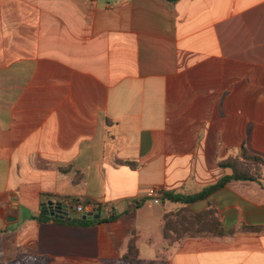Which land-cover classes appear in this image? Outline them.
<instances>
[{
	"label": "crops",
	"instance_id": "crops-1",
	"mask_svg": "<svg viewBox=\"0 0 264 264\" xmlns=\"http://www.w3.org/2000/svg\"><path fill=\"white\" fill-rule=\"evenodd\" d=\"M242 147L264 159V0H0V264H112L131 238L146 261L264 264V178L147 197L201 192ZM208 210L224 235L194 234Z\"/></svg>",
	"mask_w": 264,
	"mask_h": 264
},
{
	"label": "trees",
	"instance_id": "trees-1",
	"mask_svg": "<svg viewBox=\"0 0 264 264\" xmlns=\"http://www.w3.org/2000/svg\"><path fill=\"white\" fill-rule=\"evenodd\" d=\"M220 166L224 169L230 170V174L221 178L215 184L203 189L201 192L190 195L181 196L171 193H164L162 201H170L173 203L191 204L198 200H203L213 194L215 191L223 188L233 181H258L262 177L261 167L264 166V159L250 154L245 147H242L240 154L237 157H230L220 163ZM186 210L175 214H167L164 217V233L163 237L170 239L169 241L177 240V236H180L181 232L176 228L177 223L184 222ZM203 216H207V220L202 222ZM194 220L203 223L202 226L196 228L194 234L205 231L212 235H224L225 231L221 228L219 221L215 218L214 212L208 210L202 214L195 215ZM115 217H108L107 221L114 220ZM53 221L60 224H67L71 226L88 227L99 222L97 220H80V219H70L68 221L61 219H53ZM199 223V224H201ZM187 228H183V232ZM180 233V234H179ZM12 264H49L48 260L44 257H33V256H20ZM112 264H168L165 260H152L146 261L139 258V252L136 246V240L131 238L127 250L124 255L112 262Z\"/></svg>",
	"mask_w": 264,
	"mask_h": 264
},
{
	"label": "water",
	"instance_id": "water-1",
	"mask_svg": "<svg viewBox=\"0 0 264 264\" xmlns=\"http://www.w3.org/2000/svg\"><path fill=\"white\" fill-rule=\"evenodd\" d=\"M42 210L44 213L47 211H51L49 214L54 217L55 219L61 220H70V219H80V220H91V219H98V215H93L92 213L78 215L74 212V210L60 202H52L49 201L42 205Z\"/></svg>",
	"mask_w": 264,
	"mask_h": 264
},
{
	"label": "built area",
	"instance_id": "built-area-1",
	"mask_svg": "<svg viewBox=\"0 0 264 264\" xmlns=\"http://www.w3.org/2000/svg\"><path fill=\"white\" fill-rule=\"evenodd\" d=\"M163 190L160 187H151L148 192H147V197L152 200L154 203H160L162 197H163ZM74 212L78 215H84L88 213L93 212V207L82 204V203H77L74 208ZM93 214V213H92Z\"/></svg>",
	"mask_w": 264,
	"mask_h": 264
}]
</instances>
